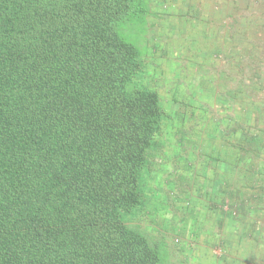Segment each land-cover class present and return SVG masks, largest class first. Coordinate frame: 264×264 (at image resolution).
Returning <instances> with one entry per match:
<instances>
[{"label": "trees", "instance_id": "trees-1", "mask_svg": "<svg viewBox=\"0 0 264 264\" xmlns=\"http://www.w3.org/2000/svg\"><path fill=\"white\" fill-rule=\"evenodd\" d=\"M133 0H0V264H159L120 219L162 117Z\"/></svg>", "mask_w": 264, "mask_h": 264}, {"label": "rangeland", "instance_id": "rangeland-1", "mask_svg": "<svg viewBox=\"0 0 264 264\" xmlns=\"http://www.w3.org/2000/svg\"><path fill=\"white\" fill-rule=\"evenodd\" d=\"M166 1L133 0V10L116 26L120 35L140 50L139 68L132 86L154 91L162 112L160 128L154 134L146 151L145 164L138 172L139 203L130 211H120L119 216L128 227L145 235L158 251L159 264H225L231 247L224 242L226 234L223 231L206 230L204 228L208 226H204L202 230L195 231L193 242H186L179 231L169 225L173 220L167 208L175 210L177 200L176 196L173 197L172 186L180 188L182 184L177 182L179 177L174 170L179 167L183 171L184 166L191 163L189 145H199V149H204L209 144L212 148L215 143L240 142L239 137L229 135V127L235 126L234 122L237 124L239 117L246 116L245 105H249L252 114L249 116L250 125L262 119L256 115L257 111L262 114L256 107L264 101L261 100L264 88L253 82L255 72L246 70L249 64L256 63L250 56L243 57L245 69L233 71L224 70L223 66L220 69L209 67V62L230 64L236 59L224 54L212 57L204 51L208 47L204 43L196 49L200 54H184L175 50L173 45L177 46L181 40L166 34L167 26L170 22V29L176 25L180 27L185 20L183 17L191 14L183 6L175 3L170 6ZM187 50L192 52L191 48ZM191 62L197 65L195 69ZM240 78L243 80L237 81ZM230 80L233 83L226 84ZM247 83L253 87L248 88ZM226 92L238 100L242 97L237 107L234 101L228 100L230 104L224 102ZM246 93L248 98L240 111ZM163 209L167 211L161 212ZM202 233L209 239L208 242L205 238V245L200 242Z\"/></svg>", "mask_w": 264, "mask_h": 264}, {"label": "crops", "instance_id": "crops-1", "mask_svg": "<svg viewBox=\"0 0 264 264\" xmlns=\"http://www.w3.org/2000/svg\"><path fill=\"white\" fill-rule=\"evenodd\" d=\"M167 1L170 6L172 3L183 6L191 14L183 17L185 20L180 27L170 29V22L167 26L166 34L181 40L177 46L173 45L175 50L200 54L196 49L204 43L208 45L204 51L212 57L224 54L236 59L230 64L209 62V67L220 69L223 66L224 70L233 71L245 69L243 57L250 56L256 63L249 64L246 70L255 72L253 82L264 88V0ZM188 48L192 52H187ZM191 63L195 69L197 65ZM232 81L226 84L231 85ZM230 92L223 95L224 102L234 101L237 107L242 97L233 98ZM262 97L264 100V92ZM247 98L246 93L240 111ZM256 108L261 109L262 114L257 111L256 115L262 119L255 125H250L252 114L249 105H245L246 116L239 117L237 124L234 122L235 126L229 127V135L239 137L240 142L215 143L212 148L207 144L204 149L189 145L191 163L188 162L183 171L179 167L174 170L179 177L177 182L188 183L179 185L180 188L177 184L176 188L172 186L177 200L175 210L167 208L173 220L169 225H173L172 229L179 231L186 242H193L195 231L204 226H208L206 230L223 231L224 242L231 247L225 264H264V101ZM200 237L205 245L207 237L203 233Z\"/></svg>", "mask_w": 264, "mask_h": 264}]
</instances>
